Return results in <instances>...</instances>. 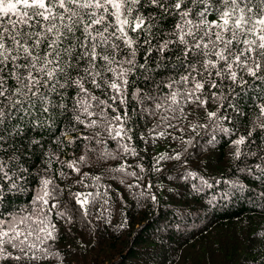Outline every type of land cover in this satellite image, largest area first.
Returning a JSON list of instances; mask_svg holds the SVG:
<instances>
[{
  "label": "trees",
  "instance_id": "obj_1",
  "mask_svg": "<svg viewBox=\"0 0 264 264\" xmlns=\"http://www.w3.org/2000/svg\"><path fill=\"white\" fill-rule=\"evenodd\" d=\"M142 12L154 18L155 33H130L143 68L125 63L130 50L116 41L111 64L81 61L72 73L84 91L73 84L60 89L63 97L51 94L49 112L33 113L38 120L21 121L20 134L6 137L0 157L22 179L19 191L3 190L0 214L33 223L46 216L53 236L35 232V259L0 264H264V72L250 76V61L232 81L215 76L217 62L212 76H196L204 89L186 99L194 83L180 81L178 16L154 6ZM253 14L260 15L256 7ZM86 67L100 73L99 88ZM121 69L131 71L118 79ZM242 136L245 143L235 144ZM44 180L47 204L36 199Z\"/></svg>",
  "mask_w": 264,
  "mask_h": 264
},
{
  "label": "snow or ice",
  "instance_id": "obj_2",
  "mask_svg": "<svg viewBox=\"0 0 264 264\" xmlns=\"http://www.w3.org/2000/svg\"><path fill=\"white\" fill-rule=\"evenodd\" d=\"M146 6L162 9L169 15L174 11L179 18L176 27L183 34L178 39L184 47L177 55L178 68L186 73L180 76V81L194 83L186 99L204 89L205 84L196 80V76L201 79L205 73L212 76L211 70L217 69V62L223 63L215 76L232 81H237L238 77L234 69L243 70L250 61L252 66L247 67L250 76H257V71L264 72V0H260L258 6L253 0H0V149L4 147L6 137L20 134L21 121L38 120L33 116L35 112H49V106L53 105L51 94L63 97L65 93L60 89L73 84L84 91L83 83L80 79L73 80L72 73L80 71L81 61L91 67H96L98 59L111 64L115 53L121 49L116 41H121L130 50L127 55L131 59L125 63L132 68H143V64L137 65L135 61L138 37L134 39L130 33L155 36L151 32L154 18L151 14L146 17L142 12ZM254 7L260 12L258 17L249 15ZM213 12L215 18L209 21L207 16ZM186 37H191V41ZM144 43L151 47L147 35ZM167 48L168 44L164 43L156 51ZM208 57H215V60ZM129 71L131 69H121L115 74L120 79ZM84 72L93 76L92 83L97 88L101 86L95 79L99 72L92 73L89 67L84 68ZM122 83L126 86L129 81L124 78ZM216 86L214 81L211 82L210 87ZM109 87L122 94L120 84L112 82ZM176 95L175 92L171 94L173 104ZM54 106L65 105L61 101ZM156 106L161 107L159 103ZM87 110L85 107L84 111ZM13 120L16 123H12ZM120 134L117 131L116 135ZM244 143L243 136L235 141L237 145ZM236 156H240L239 148ZM16 168L17 165L9 168L0 157V201L4 199L5 188L20 190L22 175L10 174ZM49 183L43 181L45 190L36 198L44 204L50 196ZM46 224V216L33 223L27 216L4 220L0 214V258L35 259L30 255L36 249L33 234L42 232L45 238L53 236ZM40 239L35 237V240ZM6 246L17 249L20 255L12 256Z\"/></svg>",
  "mask_w": 264,
  "mask_h": 264
}]
</instances>
